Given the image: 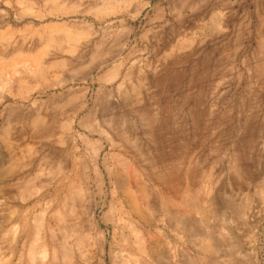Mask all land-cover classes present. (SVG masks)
Here are the masks:
<instances>
[{
	"label": "rangeland",
	"instance_id": "374dc122",
	"mask_svg": "<svg viewBox=\"0 0 264 264\" xmlns=\"http://www.w3.org/2000/svg\"><path fill=\"white\" fill-rule=\"evenodd\" d=\"M0 264H264V0H0Z\"/></svg>",
	"mask_w": 264,
	"mask_h": 264
},
{
	"label": "bare ground",
	"instance_id": "6f19581e",
	"mask_svg": "<svg viewBox=\"0 0 264 264\" xmlns=\"http://www.w3.org/2000/svg\"><path fill=\"white\" fill-rule=\"evenodd\" d=\"M40 223V222H39ZM54 233V232H53ZM53 235V234H52ZM56 236V235H55ZM54 237V236H53ZM68 251V249H66ZM65 254L69 255L65 250L63 251ZM70 252V251H69Z\"/></svg>",
	"mask_w": 264,
	"mask_h": 264
}]
</instances>
